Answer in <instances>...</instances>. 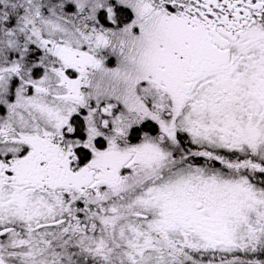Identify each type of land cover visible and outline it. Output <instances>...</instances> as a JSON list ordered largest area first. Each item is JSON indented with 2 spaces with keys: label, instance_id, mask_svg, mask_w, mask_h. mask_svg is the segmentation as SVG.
I'll return each mask as SVG.
<instances>
[{
  "label": "snow or ice",
  "instance_id": "1",
  "mask_svg": "<svg viewBox=\"0 0 264 264\" xmlns=\"http://www.w3.org/2000/svg\"><path fill=\"white\" fill-rule=\"evenodd\" d=\"M0 264H264V0H0Z\"/></svg>",
  "mask_w": 264,
  "mask_h": 264
}]
</instances>
